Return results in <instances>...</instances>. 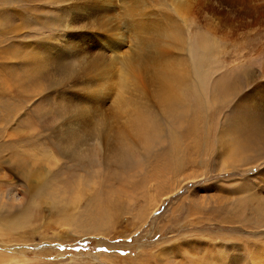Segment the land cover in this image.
Instances as JSON below:
<instances>
[{"label": "rangeland", "instance_id": "374dc122", "mask_svg": "<svg viewBox=\"0 0 264 264\" xmlns=\"http://www.w3.org/2000/svg\"><path fill=\"white\" fill-rule=\"evenodd\" d=\"M88 1L0 0V134L22 136L12 147H2L6 137L0 135L1 264H264V221L252 214L248 203L257 196L264 198V145L254 149L238 170L219 167L216 161L217 129L233 117L234 99L186 92L191 121L180 131L182 143L171 145L167 140L131 168L109 167L100 160L80 166L68 156L67 137L72 150L86 152L89 134L108 121L103 117L105 121L85 124L81 119L89 105L79 99L85 86L69 80L71 69L82 63L84 49L96 39L110 54L99 33L123 39L122 30L105 26L132 14L128 3L119 2L112 9L115 4L109 7L106 0H95L100 1L98 13L102 7L112 10L90 17ZM232 1L158 0L174 13L184 44L181 59L191 71L196 91L203 80L223 72L244 71L242 91L264 79V11L254 16L246 11L244 16V6H239L241 11ZM252 3L264 5V0ZM180 5H186V11ZM93 28L98 31L87 34ZM58 45L62 52H56ZM123 51L126 44L111 56ZM117 67H105L108 81L89 87L98 99L107 98V92L114 99L123 90L124 71ZM259 69V74H252ZM23 76L28 82H21ZM76 118L82 127L74 123L65 127L64 119ZM13 156L27 163L26 176L7 168L5 161ZM23 177L31 184L27 197ZM242 180H249L247 193L238 195ZM3 185L18 192L12 199L13 216L8 218H4L9 202ZM96 191L104 199L105 218L99 217L101 223L92 231L80 229L81 223L89 225L97 209L91 197ZM215 193L226 203L222 209L210 204Z\"/></svg>", "mask_w": 264, "mask_h": 264}, {"label": "bare ground", "instance_id": "6f19581e", "mask_svg": "<svg viewBox=\"0 0 264 264\" xmlns=\"http://www.w3.org/2000/svg\"><path fill=\"white\" fill-rule=\"evenodd\" d=\"M106 1L110 4L109 7L115 4L112 9H114L119 2L128 3L132 8V14H128V16L124 15L123 18L117 19L112 23L108 22L105 26L108 29L104 27L101 28L103 31H105V29L122 30L126 35H124V38L126 37L129 41H124V38L118 41L107 39L108 37L106 34L99 33V35L105 40V47L108 45L111 53H116V51L121 50L123 44H126L127 51L121 52L120 55L113 54V56H111V53L108 54V52L101 47L102 45H99L101 40L97 39V42H93L91 45L87 46L84 51L83 49L81 50L83 51L85 60L83 58L82 63H77L75 68L71 69L72 76L69 78V80H76V82L81 81V84L85 86L83 91H80L78 94L79 99L85 100L86 104L89 106L87 107V112L84 113L85 116L83 114L81 119L85 121V124H88L90 120H104L103 117H108V121L104 120L105 123L102 122L101 125L104 124L102 126L100 125L101 127L98 125V129L89 134V136H91L89 139L91 144H84L87 149L86 152L72 150V145L71 143H68L67 137V144H69L67 153L70 154L68 156L80 166L86 165L92 160H94L95 163H98L100 160L103 165L109 167L128 169L138 161H144L146 155L151 151L158 149L156 147L165 146L164 144L167 140L170 141L171 145L176 143L178 145L180 142L182 143V135L180 134V131L187 125V122L190 123L191 121L188 117L191 111L188 109V107L191 106L189 94L194 92L197 96H204L206 98L214 96L221 99H234L233 109L231 111L233 117L226 120L217 129V131H219L215 137V146L217 150L216 161L219 164V167L224 168L228 166L233 168V170H238L240 166H244V162L250 157V153L254 149L260 148V146L262 147L264 145V79L253 84V86L247 91H242L240 88L243 82H246L245 72L241 71V75L235 72H223L220 75L218 74L215 77L212 75L209 76L210 79L203 80L196 91L195 87H192L191 71L189 70L188 65L186 66L181 59L182 54H185L183 51V53H181L184 44L182 37L178 33V28L176 30L178 25L174 20V13L171 15L166 11L158 0ZM233 1L237 4L238 9H240L239 6H241V8L244 6L242 8L244 10L242 12L243 14L247 11L252 16L253 14L259 13L261 10L264 11V5H256L255 3V5L253 3L252 5L250 4L254 0ZM99 2L90 0L88 3L85 2L86 4L84 2L81 3L86 5V13L90 17L98 18L112 10L108 7H102L101 13H98L96 7H100ZM180 6H182L183 10L186 9V5ZM179 9L182 13L181 7ZM242 9L240 10L242 11ZM151 15H154L155 19H152L150 17ZM256 20L257 18L255 19V22H260L259 20ZM89 26L91 25L89 24ZM5 29H8V31L10 30L7 24L5 25ZM173 30L175 31L174 33ZM96 31L98 30L93 28L90 31H87V34L91 35L94 32L96 33ZM168 31H172V34H166ZM65 46H68L69 48L68 44H65ZM57 47L58 49H56V52L62 49L61 45H58ZM83 48L85 47L83 46ZM110 66H118L117 69H119L120 66L122 67L124 71V76L123 78L121 77L123 79V90L114 99H111V94L109 92H107V98L98 99L99 97L97 98V95L94 96V94L89 91V87H92L93 85H96L95 87H97V84L100 83L105 84L106 81H108L105 67ZM262 69L254 70L252 74L256 76V73L259 74ZM119 70L117 71L120 72ZM121 74L122 73L120 72V75ZM26 76L28 75L26 74ZM21 82H28V77L23 76ZM109 85L114 86L112 81ZM212 85H215L218 90L213 91L214 89ZM110 88L112 87L109 86L105 89ZM188 91L189 94L186 93ZM237 91L238 93L234 94ZM110 92L114 93V91ZM104 96H106V94ZM236 98L238 99L235 101ZM196 103L199 104V102ZM70 112L73 114L76 112V108L72 109ZM65 120L66 119L63 121L65 127L73 123L82 127L81 125H78V118H76L77 122H75L76 120L73 122ZM71 130L73 131V129ZM66 131L65 128V135ZM0 135L6 137V140L1 143L2 147L3 144L12 147L16 140L18 142L22 138L18 132L4 131ZM171 137L173 141H171ZM74 143L78 144L80 143V140H73V144ZM3 162L4 161L0 162V169L3 167ZM5 163L10 171L16 172L19 170L22 175L29 172L28 169H26L27 163L16 159L14 156L6 159ZM25 169L27 172H24ZM23 179L25 180L24 197H27L31 190V184L26 177H23ZM7 181H10L9 176H7ZM248 183L249 180L248 182L242 180V182L239 183L238 191H236L238 195L239 192L244 194L247 193L245 190L247 189L246 184ZM6 187H10V184ZM6 187L4 185L2 186L3 189H6V196L9 202L8 210L4 211V214L6 213L4 218L13 216L11 208L12 199L18 194L17 191H13L14 193H12L9 191V188ZM91 197L94 198L92 206H95L97 209L92 211V219L89 225L81 223L79 228H85L92 231L95 226L101 223L99 217L105 218V214L102 211L103 208L101 201H104L102 196L96 191ZM211 198L212 200H210V204L215 205L217 208L222 209L226 206V203L218 194L215 193ZM263 200L264 198L259 196L254 199H248L249 205L254 208L252 214L257 215L261 221H264ZM1 211L2 207L0 204V218H2ZM15 215H18V213H15Z\"/></svg>", "mask_w": 264, "mask_h": 264}]
</instances>
